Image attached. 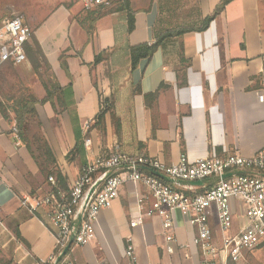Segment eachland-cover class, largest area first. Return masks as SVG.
<instances>
[{
	"label": "crops",
	"instance_id": "0c3cea01",
	"mask_svg": "<svg viewBox=\"0 0 264 264\" xmlns=\"http://www.w3.org/2000/svg\"><path fill=\"white\" fill-rule=\"evenodd\" d=\"M122 1L136 11L133 31H129L126 9L88 18L92 30L87 31L78 22L84 8L76 0H56L41 21L30 24L60 85L72 87L70 111L54 115L49 102L35 103L57 160L55 165L40 157L48 163L43 170L36 157L39 153L16 141L14 122L0 105V264H37L54 254L56 228L50 216L45 211L31 213L21 205L23 194L50 188L49 170L61 171L69 183L83 166L116 145L129 154L151 155L167 164L178 162L183 154L190 160L235 152L251 156L264 148V0H231L206 30L185 33V56L192 63L188 84L182 87L177 83V38L167 39L136 68L130 47L151 43L168 29L200 26L221 0ZM97 55H102L99 62ZM157 90L149 102L146 95ZM104 100L112 104L120 121L119 133L110 112L100 128L93 126ZM8 102L3 106L11 107L13 98ZM75 126L83 135L89 132L86 139H91V145L84 143L69 161L67 155L76 145ZM151 200L144 185H123L112 206L100 211L90 244L72 245L73 264H126L129 238L137 264H199L192 242L197 229L189 214L174 212L176 250L172 254L159 216H145L142 224L131 227V218L143 214ZM234 206L233 231L246 222L244 207L238 200ZM210 222L220 240L214 208ZM263 257L264 245H260L245 251L239 264H264Z\"/></svg>",
	"mask_w": 264,
	"mask_h": 264
},
{
	"label": "built area",
	"instance_id": "2783aa9c",
	"mask_svg": "<svg viewBox=\"0 0 264 264\" xmlns=\"http://www.w3.org/2000/svg\"><path fill=\"white\" fill-rule=\"evenodd\" d=\"M76 1L86 10L113 4V0ZM32 33L23 14L1 21L0 67L28 61L26 44L31 41ZM12 133L16 141H21L17 123ZM85 144L91 145V139H86ZM154 170L173 179L172 184L156 176ZM197 180H203V185L191 183ZM48 181V190L25 193L21 198V205L31 213L45 211L56 228L54 254L37 264H73L69 251L59 262L57 258L72 238L73 244H90L100 211L111 207L120 188L128 183L144 185L152 198L151 206L143 214L131 218V227L142 224L145 216H159L167 251L171 254L176 250L173 245L175 210L189 214L190 222L197 229L192 242L197 247L199 264H239L245 251L264 245V148L251 156L235 152L190 160L183 154L178 162L167 164L151 155L129 154L116 145L109 153L83 166L68 188H62L55 175H50ZM202 188L205 191H199ZM235 200L244 207L246 222L233 231ZM213 208L222 232L220 240L210 222ZM126 256L129 259L126 264H137L131 238Z\"/></svg>",
	"mask_w": 264,
	"mask_h": 264
},
{
	"label": "trees",
	"instance_id": "16d2710c",
	"mask_svg": "<svg viewBox=\"0 0 264 264\" xmlns=\"http://www.w3.org/2000/svg\"><path fill=\"white\" fill-rule=\"evenodd\" d=\"M231 0H221L220 4L216 7V9L209 14L202 22V24L198 27H192V26H187V27H179L175 29H168L157 35L156 39L151 42V43H141L137 45H132L130 47V54L132 58V67L136 68L140 62L141 59L147 58L150 59L153 54L157 51V49L167 40L170 38H177L180 41V64L176 68V72L178 75V86L182 87L188 84L187 81V71L189 67L191 66V59H188L185 56V51H184V44H183V36L185 33L190 32V31H203L206 30L209 26L210 23L224 10L225 6L227 3H229ZM117 3V4H116ZM120 9H126L128 10V21H129V31H133L135 29V14L136 11L132 9L127 1H117L113 6L110 7H98L95 9L91 10H86L84 9L81 14L77 16L78 22L85 28L87 31L91 32V23L88 21V18H92L93 20L100 18L102 15L106 13H110L116 10ZM90 19V20H92ZM32 42H28L26 44V52L28 59L31 62V65L33 67V70L35 72L39 71L41 61L46 65V72L44 75L42 73L38 72L39 74V79L41 80V83L43 85V88L45 90V96L38 100V99H30L31 97L27 95H21L18 98H13V104L11 107H4L3 104L0 101L1 108L3 109V112L5 113V116L7 118L10 117V111L13 112L14 117L16 119L17 126L19 128L20 134H21V141L25 143L28 148L33 152L34 150L32 145L30 144L27 136V128H28V115L35 116L39 119L37 110L35 109V103L40 102L42 104L49 102L55 112L59 115L63 111H70L68 107V96L71 95L72 92V87L71 85L67 87H62L60 83L57 80V77L55 73L53 72V69L45 56V53L38 42V40L33 36L32 33ZM102 58V55H97L96 56V62H99ZM12 65V64H10ZM14 66V65H12ZM162 87V85L160 86ZM159 90L155 92H151L146 95L147 99L154 98L158 95ZM104 107L101 108L100 112L96 116V120L94 122V127L100 128L101 124H104V119L106 113L110 112L115 130L117 133L120 132L121 126H120V121L116 116V113L113 109L112 104L108 100H104L103 102ZM9 108L10 111L7 109ZM10 112V113H9ZM40 124H42L39 121ZM91 127V125H90ZM90 131V130H89ZM89 135V132L86 134H82L78 127L75 126V137H76V145L75 147L69 152L67 155V159L69 161L73 160L76 158L77 154H79L82 151V147L85 143V139ZM44 148V150H43ZM43 148H41V151L43 154L37 155V159L39 161V165L43 170L48 169V163L45 165L44 162L40 161V157L45 156L46 161L49 163L57 164V160L54 157V154L52 152L51 146L49 145L48 141H44ZM51 175H55L59 181V184L61 185L62 188H68L69 183L67 181L66 176L59 170L57 169H52L49 170ZM169 184H172V182H169ZM210 185H208L209 187ZM199 191L203 192L205 191V188L200 189ZM15 235L19 238L22 239L20 232L18 230H14ZM71 250V249H70ZM69 250V253H70Z\"/></svg>",
	"mask_w": 264,
	"mask_h": 264
},
{
	"label": "rangeland",
	"instance_id": "374dc122",
	"mask_svg": "<svg viewBox=\"0 0 264 264\" xmlns=\"http://www.w3.org/2000/svg\"><path fill=\"white\" fill-rule=\"evenodd\" d=\"M55 2L56 0H0V23L5 18L12 17L15 14H23L25 17V22L29 26L32 23L37 24L39 21H41L44 15H46L47 11L53 9ZM30 42H32V39ZM46 68L47 67L45 63L42 60L38 72L44 75ZM38 72L33 70L29 59L24 64L18 66L8 65L3 66V68L1 67L0 101L3 103V105L5 104L4 106H6L9 104L8 100L11 98H18L23 94L31 97L30 99L43 98L45 95V90L41 80L39 79ZM25 90H27L28 94L25 93ZM10 112L9 118L11 121L16 123L13 112ZM55 114L57 113L55 112L54 115ZM28 118V140L37 154H43L41 148H43L46 138L42 124L39 123L40 119L31 115H28ZM2 252V249H0V254ZM261 261L264 263V257L261 258Z\"/></svg>",
	"mask_w": 264,
	"mask_h": 264
},
{
	"label": "water",
	"instance_id": "95a60500",
	"mask_svg": "<svg viewBox=\"0 0 264 264\" xmlns=\"http://www.w3.org/2000/svg\"><path fill=\"white\" fill-rule=\"evenodd\" d=\"M152 172H153L156 176H158V177L164 179V180L167 181V182H173V179H171L170 177H168L167 175H165V174H163V173H161V172H159V171L154 170V171H152ZM225 175L227 176V175H229V173H227V174H225ZM191 183L194 184V185H203L204 181H203V180H197V181H193V182H191ZM72 245H73V238L71 239V241L69 242V244L65 247V249H64L63 252H62V254H60V255L58 256V258H57V262H59V261L62 259V257H63L65 254L68 253V251L71 249Z\"/></svg>",
	"mask_w": 264,
	"mask_h": 264
}]
</instances>
